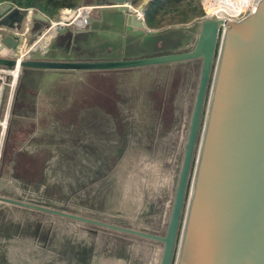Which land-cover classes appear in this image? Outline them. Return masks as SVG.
I'll return each mask as SVG.
<instances>
[{"label": "rangeland", "instance_id": "obj_1", "mask_svg": "<svg viewBox=\"0 0 264 264\" xmlns=\"http://www.w3.org/2000/svg\"><path fill=\"white\" fill-rule=\"evenodd\" d=\"M206 1L193 0L205 13L191 22L150 31L164 39L162 50L175 47L177 38L169 37L174 31H190L192 43L200 19L211 14ZM145 2L131 4L142 10ZM249 8L246 0L236 15ZM143 29L140 35L148 31ZM48 45L38 41L24 59L50 58V48L41 53ZM75 49L71 57L66 50L61 56L73 58L80 51ZM194 61L110 75L104 81L114 88V99L101 96L109 105L95 101L104 76L93 70L20 69L15 79L0 65V195L164 234L201 66ZM167 92L170 111L158 116L152 97L159 93L164 101ZM114 103L118 116L108 112ZM172 116L173 123H165ZM7 222L20 230L0 235V264L160 261V242L0 201V225Z\"/></svg>", "mask_w": 264, "mask_h": 264}, {"label": "water", "instance_id": "obj_2", "mask_svg": "<svg viewBox=\"0 0 264 264\" xmlns=\"http://www.w3.org/2000/svg\"><path fill=\"white\" fill-rule=\"evenodd\" d=\"M102 4L97 3L106 6ZM130 16L128 23L147 26L135 12ZM34 17L50 21L41 11ZM194 37L175 50L131 57L0 56V65L19 71L126 69L200 60L164 234L3 195L0 201L160 242L159 264H264V0L238 20L204 16Z\"/></svg>", "mask_w": 264, "mask_h": 264}, {"label": "crops", "instance_id": "obj_3", "mask_svg": "<svg viewBox=\"0 0 264 264\" xmlns=\"http://www.w3.org/2000/svg\"><path fill=\"white\" fill-rule=\"evenodd\" d=\"M103 1L106 6H98L97 3ZM147 1V0H145ZM89 4H94V9H100L97 15L90 16L89 26L85 30L71 31L68 28L51 33L48 41L51 56L49 59H63L61 52L66 50L67 56L73 54V47L80 50L73 58H97V57H118V56H141L167 52L181 48L183 45L190 44V31H182V40L177 45L168 50H162L163 41L148 46L147 38L153 36L148 25L136 27L133 23H128L131 19L133 10H130L125 3L131 0H85ZM111 4V5H110ZM110 8V9H108ZM93 9V10H94ZM114 12H106V10ZM51 19V18H50ZM45 22L29 17L28 12L19 9L17 5L8 1L0 3V56H8L9 53L18 51L19 55L33 45L35 39L40 37ZM143 28L149 32L139 34ZM32 29V30H31ZM70 30V31H69ZM84 32V38L80 39V32ZM136 33L139 37L136 38ZM31 40V41H30ZM78 48V49H77ZM195 64L196 61H187ZM160 66V65H156ZM145 67V66H144ZM138 67V68H144ZM137 68V67H136ZM5 72V71H4ZM174 73V72H173ZM181 76H187L182 74ZM180 76V77H181ZM2 89L0 87V96ZM173 116L165 119V123L172 124Z\"/></svg>", "mask_w": 264, "mask_h": 264}, {"label": "trees", "instance_id": "obj_4", "mask_svg": "<svg viewBox=\"0 0 264 264\" xmlns=\"http://www.w3.org/2000/svg\"><path fill=\"white\" fill-rule=\"evenodd\" d=\"M11 4L17 5V7L23 12L33 9L34 11H41L49 18L53 19L64 8H75L79 6L85 0H6ZM133 4L138 5L143 0H131ZM143 7L145 20L147 25L152 29H161L167 25L173 24H186L191 22L195 17L202 16L205 11L200 3H194L193 0H147ZM181 37V35H180ZM159 40L164 42L162 37H148V46L157 44ZM176 41V45H177ZM126 69H109V70H93L97 74L104 76L100 83L97 84L98 90L95 91V101H101L103 104L109 105L114 99L115 90L113 87H107L110 80V75L119 74ZM182 75V73L180 72ZM109 77V78H106ZM109 79L107 81H104ZM168 92L165 93V99L160 97L159 93L153 95L152 102L155 104V110L158 111V116L163 115L170 111V100L168 98ZM101 96H106L110 99V102H105ZM118 103V102H117ZM117 103L113 104L108 112L118 116L119 109ZM162 103L165 105V111L162 108ZM159 105H161L159 107ZM167 107V108H166ZM167 117L164 115V118ZM118 119L117 117H115ZM119 126V124H118ZM120 128V126H119ZM22 229V228H21ZM20 230L19 225L14 223H2L0 225V235L9 237ZM23 230V229H22ZM21 230V231H22ZM7 261V260H6Z\"/></svg>", "mask_w": 264, "mask_h": 264}, {"label": "built area", "instance_id": "obj_5", "mask_svg": "<svg viewBox=\"0 0 264 264\" xmlns=\"http://www.w3.org/2000/svg\"><path fill=\"white\" fill-rule=\"evenodd\" d=\"M5 0H0V3ZM132 3V2H131ZM131 3H125V5L130 9L133 10L137 14V17L139 19L145 20V15L143 9H139L136 7H133ZM257 6V5H256ZM255 6V8H256ZM95 8V5L89 4V3H83L75 8H64L60 11V16L57 19H50L49 23L46 25V27L43 29L40 37L37 39L36 42L33 43L30 47L27 48L23 53H21V57L24 59L25 55L32 50V48L37 44L38 41L43 40L46 41L50 37L51 33L59 31V28H68L71 25H73L78 30H85L89 26L90 22V15L92 10ZM255 8L247 9L245 12L248 14L249 12H252ZM83 10L86 14V17L84 18L82 23H79L76 21L78 13ZM29 17H34V14L36 11L33 9L27 10ZM244 14V16L246 15ZM242 17L236 15L234 16V20H238ZM49 50V45L47 48H45L41 53H46Z\"/></svg>", "mask_w": 264, "mask_h": 264}, {"label": "bare ground", "instance_id": "obj_6", "mask_svg": "<svg viewBox=\"0 0 264 264\" xmlns=\"http://www.w3.org/2000/svg\"><path fill=\"white\" fill-rule=\"evenodd\" d=\"M258 1L259 0H248V5H250L251 9H253L258 4ZM245 4H246V0H210L208 8L211 14L215 13L219 15L221 18L228 20L230 19L229 17L235 16L236 12L242 9L245 6ZM85 17H86L85 12L81 10L77 15L76 21L82 23ZM5 72H9L10 74H13L14 78L16 79L19 74V69L18 67L13 69H7L5 70ZM4 123L5 122H3V124Z\"/></svg>", "mask_w": 264, "mask_h": 264}, {"label": "flooded vegetation", "instance_id": "obj_7", "mask_svg": "<svg viewBox=\"0 0 264 264\" xmlns=\"http://www.w3.org/2000/svg\"><path fill=\"white\" fill-rule=\"evenodd\" d=\"M180 35H181V37H180ZM169 37H170V39H175V38H177L176 39V41H181L182 39V33L181 32H171V34H169ZM175 37V38H174ZM175 41V42H176Z\"/></svg>", "mask_w": 264, "mask_h": 264}]
</instances>
